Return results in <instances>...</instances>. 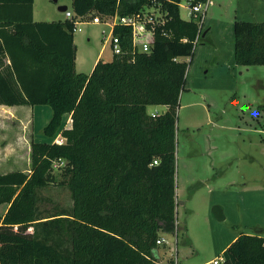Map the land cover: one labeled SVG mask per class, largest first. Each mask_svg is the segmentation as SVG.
<instances>
[{"label":"trees","instance_id":"obj_1","mask_svg":"<svg viewBox=\"0 0 264 264\" xmlns=\"http://www.w3.org/2000/svg\"><path fill=\"white\" fill-rule=\"evenodd\" d=\"M144 1L71 6L77 16L104 18L136 11ZM164 7L168 16L156 25L149 52H131L129 30L117 25L123 51L84 72L75 68L72 20H34L33 0H0V104L52 108L43 126L48 139L30 141V171L0 173V203H8L0 264H161L156 239L176 230V114L187 68L179 56L192 55L198 32L176 3ZM233 33L235 63L264 64V20H235ZM149 104L165 109L150 114ZM59 159L58 183L72 202L61 216L41 220L34 193L55 181ZM52 233L65 234L68 245L50 240ZM222 257L219 264H264V236L240 232Z\"/></svg>","mask_w":264,"mask_h":264},{"label":"rangeland","instance_id":"obj_2","mask_svg":"<svg viewBox=\"0 0 264 264\" xmlns=\"http://www.w3.org/2000/svg\"><path fill=\"white\" fill-rule=\"evenodd\" d=\"M33 4L36 19L63 18L60 6L72 8L71 0ZM179 12L187 17L184 6ZM94 15L84 17L81 29L73 31L78 71L90 72L99 50L103 58L112 57L103 31L109 27L92 22ZM235 20H264V0H209L202 24L205 33L191 56H179L187 68L176 114V230L160 233L161 264L171 260L211 264L238 233L264 236V64L235 63ZM155 108L164 107L149 104L147 112ZM51 115L47 103L0 111V173L30 171V141L48 139L43 126ZM70 124L65 114L63 125ZM61 165L53 166L55 181L34 193L38 213L44 215L41 220L61 216L59 212L70 208V190L58 183ZM214 205L221 207L224 218L215 216ZM7 207L8 203H0V220ZM51 236L60 247L68 245L65 234Z\"/></svg>","mask_w":264,"mask_h":264},{"label":"built area","instance_id":"obj_3","mask_svg":"<svg viewBox=\"0 0 264 264\" xmlns=\"http://www.w3.org/2000/svg\"><path fill=\"white\" fill-rule=\"evenodd\" d=\"M166 2L176 3L178 7L184 6L186 9L187 17H182L187 20H193L198 24V32L195 38V42L198 41L200 31L202 30V24L205 17V12L208 6L209 0H185L182 3L181 0H165ZM164 0H145L141 7L132 12L119 13L115 11L108 20L101 18L99 15L92 16V22L101 23L104 22L109 28L108 30L103 29L105 33V44L109 45L112 54H119L123 51L120 36L114 31L115 27L122 26L129 30L130 34V50L131 52L143 51L149 52L152 49L153 44V33L156 25L162 24L168 16V9L164 7ZM64 17L73 21V31L80 30L81 24L84 21L83 18L86 16H77L74 14L72 8L65 7L63 9ZM69 120L71 118L69 115ZM55 142H62L63 139L55 137ZM64 163L63 159L54 161L53 166H59ZM153 163H157V159L153 160ZM163 238L159 237L156 239L157 244L163 242ZM176 257V256H175ZM223 259L222 256L210 260L211 264H219ZM178 262L173 260V264Z\"/></svg>","mask_w":264,"mask_h":264},{"label":"crops","instance_id":"obj_4","mask_svg":"<svg viewBox=\"0 0 264 264\" xmlns=\"http://www.w3.org/2000/svg\"><path fill=\"white\" fill-rule=\"evenodd\" d=\"M35 0H33V2H34ZM60 10H62L61 8H60ZM35 12H37L36 10H35V8H34V4H33V19L34 20H51V19H45L44 17H42V18H38V19H36L35 18ZM40 16V15H39ZM65 17H63V18H58V19H64ZM205 33V32H204ZM102 58V59H105V58H103V55H102V52H101V50H99V52H97V54L95 55V57H94V59H93V61H92V63H91V66H90V69L93 67V65H94V63L97 61V59L98 58ZM110 59V58H109ZM77 63H78V58H77V54H76V57H75V68H76V66H77ZM77 70V69H76ZM26 105H28V104H18V105H7V104H0V111H12L14 108H18V107H25ZM156 106H162V107H164L163 109H158V108H155L153 111H150V112H148V113H150V114H156V113H159V112H161V111H163L164 109H165V105H163V104H155ZM148 106V105H147ZM24 110V109H23ZM58 136H60V137H62L60 134H57ZM63 138V137H62ZM64 139V138H63ZM159 245H161V244H158V246ZM159 251V250H158ZM212 260V259H211Z\"/></svg>","mask_w":264,"mask_h":264},{"label":"water","instance_id":"obj_5","mask_svg":"<svg viewBox=\"0 0 264 264\" xmlns=\"http://www.w3.org/2000/svg\"><path fill=\"white\" fill-rule=\"evenodd\" d=\"M65 7H66L65 5L60 6V8H61L62 10H63ZM203 34H204V32H203ZM212 212L215 214V216H216L218 219H222V218H224V214H223L222 209H221V207H220L219 205H214V206L212 207Z\"/></svg>","mask_w":264,"mask_h":264}]
</instances>
